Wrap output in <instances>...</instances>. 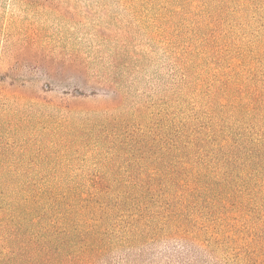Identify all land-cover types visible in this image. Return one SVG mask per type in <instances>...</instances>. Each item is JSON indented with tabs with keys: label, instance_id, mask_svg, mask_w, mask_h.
<instances>
[{
	"label": "trees",
	"instance_id": "trees-1",
	"mask_svg": "<svg viewBox=\"0 0 264 264\" xmlns=\"http://www.w3.org/2000/svg\"><path fill=\"white\" fill-rule=\"evenodd\" d=\"M188 1L166 0L163 22L153 17V37L163 33L165 52L181 73L179 85L193 102L183 100L172 111L140 106L134 117H118L124 97L113 87L102 91L111 101L99 103L95 89L94 102L82 103L84 125L108 138V154L120 153L137 167L133 183L10 186L5 182L16 175L0 171V264H145L166 241L185 245L177 253L181 264H216L220 252L230 264H264V218L255 217L243 198L246 171L255 167L257 173L264 159V129L255 125L251 135L241 128L246 115L260 122L264 114V70L255 74L257 66L264 68V35L237 44L247 24L236 28L228 6L238 2L235 13L243 17L251 0ZM255 1L264 8V0ZM176 19L171 32L167 27ZM34 61L49 78L69 71ZM231 106L239 133L228 126ZM118 253L121 262L103 263Z\"/></svg>",
	"mask_w": 264,
	"mask_h": 264
},
{
	"label": "rangeland",
	"instance_id": "rangeland-1",
	"mask_svg": "<svg viewBox=\"0 0 264 264\" xmlns=\"http://www.w3.org/2000/svg\"><path fill=\"white\" fill-rule=\"evenodd\" d=\"M143 2L0 0V171L16 175L5 183L62 188L133 183L129 177L137 167L126 164L120 153L108 154L113 147L108 138L88 131L84 125L88 110L82 103L94 102L95 89L99 103L111 101L102 91L113 92V87L124 97L115 109L118 117L132 118L140 106L152 107V112L158 111L153 109L156 105L172 111L183 100L193 102L186 98L192 94L179 85L181 73L175 58L165 52L163 33L153 37V17L163 22L166 0H157L151 7H142ZM262 5L251 0L249 14L239 17L235 13L239 3L229 4V14L238 19L236 28L247 24L237 44L242 40L251 44L264 35ZM180 21L176 19L167 29L176 32ZM174 43L180 48L179 39ZM226 57L231 60L235 54ZM39 59L69 71L58 79L49 78L34 61ZM263 70L257 66L255 74ZM232 72L236 74L237 69ZM74 74L80 80L73 79ZM238 120L231 106L228 126L232 132L239 133ZM255 125L264 129V114L260 122L246 115L241 128L254 135ZM255 171V167L246 171L243 198L255 217L264 218V159ZM184 246L163 242L145 264H181L177 253ZM213 257L216 264H230L223 252ZM114 258L103 263L121 262L122 254Z\"/></svg>",
	"mask_w": 264,
	"mask_h": 264
}]
</instances>
